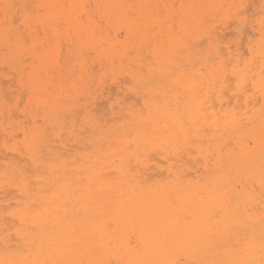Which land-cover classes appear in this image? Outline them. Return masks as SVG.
<instances>
[{
  "label": "bare ground",
  "instance_id": "6f19581e",
  "mask_svg": "<svg viewBox=\"0 0 264 264\" xmlns=\"http://www.w3.org/2000/svg\"><path fill=\"white\" fill-rule=\"evenodd\" d=\"M259 3L0 0V264L260 260ZM154 207L193 219L152 239ZM219 208L198 242L188 229Z\"/></svg>",
  "mask_w": 264,
  "mask_h": 264
},
{
  "label": "snow or ice",
  "instance_id": "6c2138e0",
  "mask_svg": "<svg viewBox=\"0 0 264 264\" xmlns=\"http://www.w3.org/2000/svg\"><path fill=\"white\" fill-rule=\"evenodd\" d=\"M16 5L14 4H3V18L4 24L7 28L9 25V16H13V27H15V16L12 13V9H14ZM31 21L27 18H24L20 21V28L17 29V35H22V29L25 24L30 23ZM264 24V21H262ZM261 47L264 49V38L261 40ZM262 77H264V70H262ZM247 81L246 76H242V83ZM261 87H264V78L260 81ZM167 204L170 209H175L179 207V204L175 198L171 195L167 197ZM264 213V210H262ZM224 214V209L219 208L210 212L206 217L200 219L196 224L192 225L189 231L194 233V238L200 242L207 244L213 239L212 232L209 231V225L211 224L213 219L219 220L220 217ZM193 217L191 213L180 216L179 213L172 212L168 215L160 214L159 211L154 207L153 215L150 219L147 220V224L150 229H154L150 231L149 236L152 239H162L166 238L169 234H174L179 230H183L188 226ZM261 223L264 224V214H262ZM218 246V245H217ZM241 252L249 253L254 255V249L249 241L247 246L240 249ZM260 260L257 262L254 258H246V259H220V260H186L183 257H177L172 260H130L126 262H122V264H264V232L261 235V245H260ZM45 264H117V262L112 261L110 259H105L102 261H93L88 259H81L79 257H75L74 253L66 254L61 259H54L51 261H46Z\"/></svg>",
  "mask_w": 264,
  "mask_h": 264
},
{
  "label": "rangeland",
  "instance_id": "374dc122",
  "mask_svg": "<svg viewBox=\"0 0 264 264\" xmlns=\"http://www.w3.org/2000/svg\"><path fill=\"white\" fill-rule=\"evenodd\" d=\"M255 3H256V2H255ZM255 3H254V4H255ZM258 3H259V0H257V6H258ZM259 5H260V7H261V6L263 5L262 2L259 3ZM253 6H256V5H253ZM253 6L251 5L250 7H253ZM250 7H249V9H250L251 12H252V8H250ZM254 8H256V7H254ZM258 8H259V7H257L256 10H257ZM259 9H260V8H259ZM254 11H255V9H254ZM254 11H253V12H254ZM251 14H252V13H251ZM252 15H253V14H252ZM254 17H255V16H254ZM254 17H253V18H254ZM247 30H249V33H250V29L247 28ZM245 33H246V35H244L245 37L247 36V34L250 35L249 33H247V31H245ZM243 41H244V40H243ZM245 42H246V41H245ZM243 43H244V42H243ZM3 68H4V69H3ZM5 68H6L7 70H6ZM96 69H98V67H96ZM0 71H1V72H4V71H5V73H7V71H8L7 66H6V65H2V64H0ZM11 77H13V76H11ZM4 80L6 81V79H4ZM4 80H3V82L5 83ZM108 81H109V80H108ZM4 83H3V84H4ZM106 84H109V83H107V81H106ZM23 105H24V102H22V104H21V108L23 107Z\"/></svg>",
  "mask_w": 264,
  "mask_h": 264
}]
</instances>
